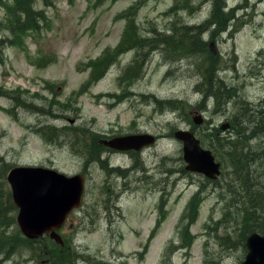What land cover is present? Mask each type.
I'll use <instances>...</instances> for the list:
<instances>
[{"label":"rangeland","instance_id":"374dc122","mask_svg":"<svg viewBox=\"0 0 264 264\" xmlns=\"http://www.w3.org/2000/svg\"><path fill=\"white\" fill-rule=\"evenodd\" d=\"M30 2L39 16L33 26L23 28L27 23L15 17L14 1L0 0V39H9L0 48V181L5 191L11 192L7 174L14 165L85 175L83 206L70 216L74 227L67 225L61 231L66 243L90 258L77 264H205L207 250L214 254L215 262L209 258L212 264H242L245 247L226 249L224 242L219 243L234 231L233 219L223 220L227 199L216 188H208L203 175L189 176L180 170L186 164L183 143L174 132L192 125L178 113L159 112L147 98L155 93L162 98L196 99L198 94L190 92L194 70L176 64L179 70L171 73L169 68L174 67L165 62V50L146 41L141 51L150 52L141 75L124 76L140 49L134 44L138 37H150L154 29L170 32L176 21L177 28L200 23L207 18L211 1L205 5L203 0ZM260 32L264 34V4L256 20L239 34V59L222 75L246 83L247 93L257 99L263 95L264 70L254 76L252 70L259 64L251 55L259 49L252 37L259 38ZM191 111L205 116L203 110ZM212 114L216 123L224 121L217 111ZM67 119L103 139L136 132L160 139L141 152L144 160L136 170L109 172L98 159L86 162L73 152L77 148L46 141L45 127L69 125ZM79 138L89 144L90 134ZM110 165L131 166V154L116 152ZM11 201L14 204L12 197ZM13 204L9 210L16 216ZM24 238L17 242L25 252L0 264H41L46 258L40 249L55 244L49 235L33 244ZM240 238L233 232L235 245H243Z\"/></svg>","mask_w":264,"mask_h":264},{"label":"bare ground","instance_id":"6f19581e","mask_svg":"<svg viewBox=\"0 0 264 264\" xmlns=\"http://www.w3.org/2000/svg\"><path fill=\"white\" fill-rule=\"evenodd\" d=\"M203 1L204 5L210 1L212 3L208 16L204 21L197 24H186L181 41L177 37H169L172 40V44L169 46L154 44L156 45L155 48H159L162 52L165 50L166 53L163 54L165 62L174 67L169 68L171 73L175 69L179 70L175 67L176 64H179L180 68L194 70L195 76H193V85L190 92L194 96L198 94V97L191 99L189 96L176 95L162 98L155 93H150L147 98L156 105L155 108L159 112H170L175 115L178 113L180 117L188 121L192 125L190 130L194 131L196 139L208 148L212 147V142L206 138H213L219 144V151L224 155L221 162L223 165L222 174L217 179H206L205 184L208 188H216L215 190L222 193L217 187L220 189L225 188L226 182L230 183L236 190L244 187H254L256 183L251 177L257 178L258 173H264L262 163H258L262 159L264 161V81L261 87L263 95L257 99L247 93L246 83H234L229 78L230 81L222 76L223 71L229 69L232 61L239 59L240 50L237 43L239 34L251 21L256 20L257 13L259 14L264 0ZM258 37L257 34L252 37L254 41L258 42L259 47L258 52L256 51L251 55V60L259 64V66L256 64L252 70L254 76L257 75V70L258 74H263L264 70L263 32H260ZM176 41L181 46L179 44L175 45ZM149 52L146 54H149ZM233 68L235 69L234 72L239 74V69L235 68V65H233ZM160 101L166 103V109H160L158 105L161 103ZM193 108L203 110L205 116L202 115L201 117L203 120L202 125H199V121L191 117ZM214 110L225 117L223 122H215L212 114ZM203 139H206V141ZM215 144L214 142V147L217 148ZM93 146L96 154L102 159L103 165L109 172L121 174L124 171L136 170V164L144 160L141 154H131V166L126 168L114 167L110 165V158L116 152L108 150L97 143ZM244 153H248L250 156L253 155L256 159L247 157ZM183 159L186 164L180 168L181 172L194 176L192 171L188 169L189 162L185 159V155H183ZM238 162H243L241 170L249 172V175L236 178L239 184H234L229 180V173L230 171L234 174L239 173ZM215 181L217 182L215 183ZM242 181H244L243 186H241ZM245 192L243 190L233 200V209L238 202L244 200ZM201 195L198 194V197Z\"/></svg>","mask_w":264,"mask_h":264},{"label":"trees","instance_id":"16d2710c","mask_svg":"<svg viewBox=\"0 0 264 264\" xmlns=\"http://www.w3.org/2000/svg\"><path fill=\"white\" fill-rule=\"evenodd\" d=\"M13 1L16 5L15 17L17 18V20H19V22L27 23L22 27L26 28L33 26L34 22L39 16V12L35 9L34 4L31 2L28 3V0ZM177 7L179 6L177 5ZM179 24L180 22L176 21L175 24L170 28V32L154 29L150 37L146 38L145 36L144 38H140L139 40L134 41V44H140L138 46L140 49L138 51L136 61H134V63L127 68L124 76H127V78H131V76H133L134 78H138L141 75V71H143L146 61L148 60L146 52L141 51V49H145L146 41L151 45L156 44L157 46L171 45L172 40H170L169 37H177L178 40L181 41L185 33L184 26L186 25H183L181 28H177ZM8 41L9 39H0V47L2 48ZM176 44H179L178 41H176L175 45ZM160 102L161 103L158 104L160 106V109H166V103L164 101ZM45 128L47 130L45 138H47L48 141L56 142L57 139L60 140L63 137L69 145H74L75 147H77L76 151L84 155V157H86L87 159H92L93 157V159L101 160V158L96 154L95 148L93 146V144L96 143L101 145L98 141V135L96 133H92V131L90 132L86 128L70 124H66L64 126H55L50 124ZM88 132L90 134L89 144L87 143V140L83 139V142V140H80L79 138L80 136ZM206 139L211 140L212 147L210 146V148H212L214 153L222 160L224 155L219 151V144L215 140H213V138ZM206 139L203 140L206 141ZM214 142L216 143L215 145L218 149L214 147ZM245 155L247 157H253L254 159H256L253 155L250 156L248 153H246ZM260 162L264 167L263 159L258 163ZM241 165H243V162H238L237 166L239 168V173L234 174L232 171H230L229 173V180L234 184H239V181L236 180V178H241V176L249 175V172H243L241 170ZM258 174L259 176L257 178L253 176L251 177V179L256 183L254 187H244L240 190H236L228 182L225 183L226 189H220L217 187V189L221 190L222 192H219L221 197L223 199H227L228 201L225 207L226 211L224 212L223 220L228 221L231 218L233 219L234 223V225L232 226L234 231L230 232L228 230V232L230 233H228L227 236L222 237V240L219 241L220 244L224 242L222 245L223 248L227 249L234 245L237 247H245L244 249L246 251L247 236L253 231L264 233V173ZM216 182L217 181H215V183ZM243 184L244 181L241 182V186H243ZM4 188V182L0 181V261L7 260L16 254H23L25 252V249L23 247H18L19 243L17 242V239H21L22 234L18 228L16 216L9 210L10 206L13 204L11 201V192H6ZM243 190L246 191L245 198L244 200H242V202H238L235 205L234 210V203L232 202L238 196V194L242 193ZM195 202L196 201H194L193 204H195ZM233 232H238L240 234L241 238L238 242L243 243V245H235L237 241H232ZM23 240L30 244L39 241V239L29 240L27 238H24ZM229 243L231 244L229 245ZM56 244L57 243L51 246L46 243L44 247L40 249L42 255L44 256V258H46V260L41 261V264H77L79 260L90 259L86 255H82L80 253L78 254L76 249L70 245L61 246L58 244L57 248H55ZM210 257L212 258L211 261L215 262L214 254L211 252V250H207V256L205 258V261L207 259V263L205 262V264H212L211 261L209 262ZM216 263L219 262L216 261Z\"/></svg>","mask_w":264,"mask_h":264},{"label":"water","instance_id":"95a60500","mask_svg":"<svg viewBox=\"0 0 264 264\" xmlns=\"http://www.w3.org/2000/svg\"><path fill=\"white\" fill-rule=\"evenodd\" d=\"M176 136L184 141L185 159L188 169L203 172L215 178L219 174L220 163L210 150L203 149L193 132L179 130ZM150 134H135L115 137L106 142L116 149H141L154 143ZM8 180L13 189V198L20 211L19 226L27 237L37 238L46 231L62 242L56 229L61 227L68 213L80 204L83 191L81 176L67 177L55 170L41 167H15ZM248 254L243 264H264V234L252 233L247 238Z\"/></svg>","mask_w":264,"mask_h":264}]
</instances>
